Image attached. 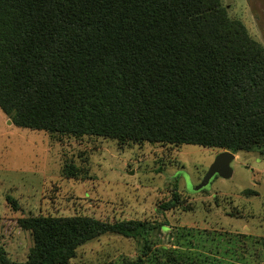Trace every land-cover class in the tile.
<instances>
[{
  "label": "trees",
  "instance_id": "1",
  "mask_svg": "<svg viewBox=\"0 0 264 264\" xmlns=\"http://www.w3.org/2000/svg\"><path fill=\"white\" fill-rule=\"evenodd\" d=\"M0 110L49 135L264 154V51L221 0H0ZM179 206L174 191L157 213ZM19 223L33 246L22 262L0 251V264H68L101 235L136 239L162 227L79 216ZM149 251L144 244L124 264H159ZM163 252V264H222Z\"/></svg>",
  "mask_w": 264,
  "mask_h": 264
},
{
  "label": "rangeland",
  "instance_id": "2",
  "mask_svg": "<svg viewBox=\"0 0 264 264\" xmlns=\"http://www.w3.org/2000/svg\"><path fill=\"white\" fill-rule=\"evenodd\" d=\"M221 4L264 51V0ZM222 151L49 135L16 127L0 110V251L12 261L27 258L33 241L20 228L21 218L79 216L162 227L136 239L101 235L79 246L68 264H124L140 257L144 244L149 259L159 264L166 261L163 250L197 260L215 255L222 264H264V154L259 149L235 153L229 179L213 177L204 190L194 191ZM67 163L88 172L67 178L62 174ZM174 191L181 206L158 214Z\"/></svg>",
  "mask_w": 264,
  "mask_h": 264
},
{
  "label": "water",
  "instance_id": "3",
  "mask_svg": "<svg viewBox=\"0 0 264 264\" xmlns=\"http://www.w3.org/2000/svg\"><path fill=\"white\" fill-rule=\"evenodd\" d=\"M10 123V121H8ZM235 154L230 151L223 150L214 158L211 165L208 167L200 183L194 188V191L205 189L213 177L229 179L232 176L231 162L234 160Z\"/></svg>",
  "mask_w": 264,
  "mask_h": 264
},
{
  "label": "crops",
  "instance_id": "4",
  "mask_svg": "<svg viewBox=\"0 0 264 264\" xmlns=\"http://www.w3.org/2000/svg\"><path fill=\"white\" fill-rule=\"evenodd\" d=\"M237 155H235V157H236ZM245 230H249L248 228H245Z\"/></svg>",
  "mask_w": 264,
  "mask_h": 264
}]
</instances>
